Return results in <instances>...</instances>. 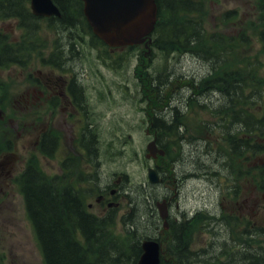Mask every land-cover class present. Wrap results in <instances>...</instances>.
Wrapping results in <instances>:
<instances>
[{
    "label": "rangeland",
    "instance_id": "rangeland-1",
    "mask_svg": "<svg viewBox=\"0 0 264 264\" xmlns=\"http://www.w3.org/2000/svg\"><path fill=\"white\" fill-rule=\"evenodd\" d=\"M198 1L202 3V9L190 17L201 19L208 34L218 33L233 39L230 57L223 61L226 68L245 65L247 60L259 61L255 82L264 89V51L258 39V0ZM39 27L40 44L30 51L28 63L23 66L19 63L11 67L0 66L2 108L5 111L0 119V157L8 154L15 161L9 180L4 184L0 182V188L5 192H0V264H45L17 179L29 159H34L48 175H63L66 171L63 172L61 160L78 151L72 128L74 118L60 116L66 121L61 120L58 125L50 113V104L46 106L44 99L40 104V100L34 101L30 97L33 94L39 96V87L34 84L36 78L43 81L53 76L54 68L47 63V59L56 42L62 40L46 19L40 20ZM0 31L7 33L11 44L23 38V29L14 19L1 20ZM73 35L82 36L79 39L81 55L75 54L74 68L81 75L82 95L87 102L88 120L92 122L90 136L93 138L94 135L98 147V152L90 155L98 162L93 163L91 178L104 184L112 182L113 187L118 189L115 194L109 191L110 198L119 203L114 232L131 236L133 228L125 230L127 221H137L140 226L146 223V228L149 227L152 215L146 216L143 210L131 212V198L140 183H149L147 168L155 164L167 175L163 182L152 184L150 190L159 202L167 191H172L167 197L173 200L170 220H188L189 227L185 228L183 239L192 250H204L207 254L214 250L219 252L223 243L231 248L245 243L264 246V189L261 186L264 182V153L255 155L245 151L232 156L224 133L227 127H231L230 122L221 121L220 112L197 105L196 96L206 90L192 88L194 93L186 94L189 78L217 75L210 72V64L185 51L174 60L172 53L158 48H154L151 55L145 53L147 49L144 46L112 48L93 41L89 32L81 28H75ZM165 64L171 65L168 70L174 75L165 79L167 87L160 94L152 75L160 74ZM42 89L46 93L54 90L53 85L43 86ZM180 95L186 98L180 106L184 113L181 116L185 136L183 143H186L183 144L184 149L179 151L176 146L177 135H169L167 140L173 143L171 156L174 160L168 161L167 157L161 156L147 159L146 145L154 135L151 130L154 115L169 108V103ZM199 97L202 98V95ZM77 101L80 104V100ZM81 106L85 104L82 102ZM76 107L78 111L80 108ZM44 132L53 137L59 135L61 159L58 160L59 155L54 156L56 151H52L53 156L44 153L36 143V136ZM194 141L206 144L198 145L199 149H195L198 151L192 154L191 150L196 147ZM206 148L216 151V155L206 156ZM196 153L198 158L194 160ZM84 158L89 160L87 156ZM187 158L193 159V162L179 163L180 173L182 176L189 172L195 174L181 182L174 178L176 175L169 163L183 162ZM73 164L70 166L72 170L79 172L80 169ZM85 164L77 166L84 167ZM60 179L64 184L73 180L71 174L65 179L60 176ZM178 183L181 184L176 186ZM176 188H179L178 194L174 193ZM98 192L97 188L88 195L87 203H93L91 209L101 213L105 206L97 202ZM163 223L164 219H161L158 234L164 258L174 264L176 260L167 250L171 230ZM247 226L251 231L245 230ZM259 226H262L263 232L256 235L254 232Z\"/></svg>",
    "mask_w": 264,
    "mask_h": 264
},
{
    "label": "trees",
    "instance_id": "trees-1",
    "mask_svg": "<svg viewBox=\"0 0 264 264\" xmlns=\"http://www.w3.org/2000/svg\"><path fill=\"white\" fill-rule=\"evenodd\" d=\"M55 1L61 10V16L51 17L48 20L49 26L59 35L81 28L91 32L95 42L104 44L93 34L83 13L81 0ZM157 2L159 18L154 30V44L157 47L175 52L188 50L206 63L212 62L214 67H217L218 60L222 63L220 66H223V54L219 55L214 50L216 45H219L215 36H207L200 20L186 17L199 10L196 1L157 0ZM259 2L261 27L258 37L264 51V0ZM7 19H16L19 22V26L23 29V38L11 44L7 33L0 31V66L27 63L30 51L37 49L40 44L39 26L42 18L32 13L30 0H0V21ZM70 44L74 50L73 43ZM64 55L63 45L57 44L49 60L53 63L55 56L59 58ZM221 68L219 67V70ZM219 74L220 72L217 76L198 83V87L203 83L207 91L212 90L205 100L209 101L208 99L214 94L218 96L222 99L218 109V112L222 113V121L238 122L241 126L244 124L242 127L246 129L245 133L252 135L250 138L244 137L239 131L235 134L229 130L230 127H227L224 131L226 143L228 142L231 150L236 154L246 150L255 155L264 153V108H261L264 91L254 85L249 87L250 74L254 75L252 69L238 66L234 70H223ZM155 78L157 90L165 86L167 82L164 81L165 76ZM197 104L210 106L206 102ZM248 104H251L253 109L248 110L245 107ZM180 119L181 114L176 108L169 111L166 116L160 113L154 117L153 126L158 132L159 140H162L160 142L163 147H167L163 137L168 133H179ZM19 181L26 210L33 224L45 264H138L142 253L141 237L152 235L147 231L146 223H142L141 226L137 221L129 223L127 228H133L132 235L127 237L117 235L113 229L114 213L104 216L93 213L89 210L82 191L76 189L72 183L67 185L58 181L56 177L48 176L37 166V163H29ZM261 186L264 189V182ZM151 198L149 191L139 193L133 209L137 210L141 206L148 209L146 216H151L155 208ZM185 226L178 225L174 230V239L170 247L176 260L174 264H264L263 245L245 243L231 248L223 243L219 252L207 254L203 250L202 255L194 252L183 239L184 229L187 228ZM262 230L263 228L259 227L254 234L260 235ZM162 264L173 263L163 258Z\"/></svg>",
    "mask_w": 264,
    "mask_h": 264
},
{
    "label": "water",
    "instance_id": "water-1",
    "mask_svg": "<svg viewBox=\"0 0 264 264\" xmlns=\"http://www.w3.org/2000/svg\"><path fill=\"white\" fill-rule=\"evenodd\" d=\"M84 12L95 34L113 46L141 43L155 25L157 4L155 0H84ZM32 11L37 16H60L53 0H30ZM148 157L164 154L155 141L148 144ZM151 182L160 180L157 171L149 168ZM160 207L162 217H167L165 207ZM143 253L138 264H160V243L147 239L142 244Z\"/></svg>",
    "mask_w": 264,
    "mask_h": 264
},
{
    "label": "flooded vegetation",
    "instance_id": "flooded-vegetation-1",
    "mask_svg": "<svg viewBox=\"0 0 264 264\" xmlns=\"http://www.w3.org/2000/svg\"><path fill=\"white\" fill-rule=\"evenodd\" d=\"M69 64H71L70 61H69ZM71 68H73V66H71ZM64 70L56 69L55 72L53 73V76L48 77L47 80L42 81L41 79L39 80L38 78H36L34 84L35 86L39 87L38 89L39 96H36L35 94H33L30 97L34 101L40 100V104L43 103L42 101L43 99L46 101V106L50 104L49 107L51 108L49 109H52L50 113H52V117L54 121L57 122L58 125H60L61 120L66 121V119H60V116L66 115L67 118L69 116L75 119L76 114H77V120L74 122V126L72 128H74V135H79V138H80L79 145L86 148V145L83 143L82 139H83L84 132L87 126L83 125L81 114L79 112L80 110H83V107L77 101V96H76V92L74 89L75 79L73 75L70 72H67V68H65ZM51 85H53L54 90L50 93H46L42 89L43 86L47 88V87H50ZM27 94L29 95V91H27ZM77 105L80 108L78 111L76 107ZM85 105H86V102H85ZM0 108L2 109L1 104H0ZM85 110H86V106H85ZM3 114H4V111H3ZM57 117L59 118L58 121H56ZM47 134L45 132L42 134H38L36 136V143H39V142L41 143V141L43 140L50 141L51 139H47L46 137ZM59 138H60L59 135L53 138V146H54V150L56 151V153L57 152L60 153L62 149L61 141L59 140ZM69 156L71 155H68V157H65L64 159H62L61 160L62 163H68ZM14 162H15L14 159L10 157V155L8 154H4L0 157V170H1L0 182L1 183L4 184L6 183L7 180H9L10 173L15 167ZM69 163H75V162L70 161ZM78 163H87L84 165L83 169H86V168L90 169L89 163H92V161L84 160L82 157V159L79 160ZM7 186H8V183H7ZM98 190H99V194L97 196V202H99L100 205H104L105 206L104 209H106L107 206L115 205V202L113 201V199L110 198L109 191L111 194H115L117 190L116 188H114L111 184L107 183V184H103L102 187H99ZM0 192L5 193L2 188H0ZM169 199L170 201L167 204L168 206L171 202L172 197ZM89 206L92 207L93 203H90Z\"/></svg>",
    "mask_w": 264,
    "mask_h": 264
}]
</instances>
